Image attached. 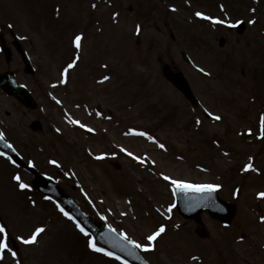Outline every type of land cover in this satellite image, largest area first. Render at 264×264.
Returning a JSON list of instances; mask_svg holds the SVG:
<instances>
[{
	"label": "rangeland",
	"instance_id": "374dc122",
	"mask_svg": "<svg viewBox=\"0 0 264 264\" xmlns=\"http://www.w3.org/2000/svg\"><path fill=\"white\" fill-rule=\"evenodd\" d=\"M259 1L0 0L1 37L10 47L7 28L16 34L34 74H26L12 47L10 63L0 50V73L15 72L37 102L36 110H26L0 91V132L92 221L140 242L164 224L155 250L143 252L151 264H220L221 256L225 264H264V198L257 195L264 191V0ZM198 11L228 23L202 19ZM79 34L83 39L76 49ZM77 55L67 83L61 82L63 69ZM166 66L184 75L199 104L194 107L168 82ZM34 121L41 130H31ZM133 129L148 132L165 148ZM122 149L146 155L148 162L141 164ZM247 163L258 171H243ZM160 173L197 184L232 182L238 198L237 192L220 193L237 202L231 227L205 219L209 239L195 237L194 226L174 208L167 213L173 199L168 200L169 182ZM17 174L28 188L19 189ZM31 180L0 155V225L7 227L16 252L15 257L5 252L0 264H111L88 247L90 238L56 203L30 190ZM38 227L44 231L37 243L16 239Z\"/></svg>",
	"mask_w": 264,
	"mask_h": 264
},
{
	"label": "snow or ice",
	"instance_id": "6c2138e0",
	"mask_svg": "<svg viewBox=\"0 0 264 264\" xmlns=\"http://www.w3.org/2000/svg\"><path fill=\"white\" fill-rule=\"evenodd\" d=\"M93 7H96V5L94 4ZM223 7V6H221ZM173 11H176L175 7L172 8ZM252 11H255V9H253ZM195 15L197 17H200L202 19H206V20H210L213 23H218V24H226L228 22L219 19V18H214L212 16H208L203 12H196ZM237 23H239V21H237ZM248 23L254 24L256 23L255 20H249ZM228 26H235L234 24H229ZM137 33H139L140 31V26L137 25ZM83 39L82 34L76 35L74 37V44L76 49H80L81 48V41ZM79 55H77L75 57V59H73L72 62L68 63L67 67H65L63 69V73H62V81L63 83H67V78H68V73L69 70L74 68L76 66V62L79 60ZM201 72H205V69L200 68L199 69ZM208 74V73H206ZM104 80L109 79V77L105 76L103 77ZM56 85L54 84L53 87H55ZM55 99V97H53ZM57 103H61V101L57 100ZM205 111L207 112L208 110L205 109ZM100 113H98L99 115ZM208 115L211 116L214 120L219 121L221 120V116L220 115H214L211 112H208ZM70 122L73 124L78 125L81 128H84L88 131H94V129H92L91 127H89L87 124L82 123L80 120L78 119H70ZM197 124L200 123V120L197 119L196 121ZM57 131H59V129H57ZM133 133L141 135V136H145L148 140L152 141L153 143H157L158 147L161 149L165 148V145L163 143H159L156 138L152 135H150L148 132H136L135 129L132 130ZM249 132H251V130L249 129ZM260 138H264V116L261 117L260 119ZM4 139V133L0 132V140ZM7 147L11 148L12 145L8 144L6 145ZM14 150V149H13ZM123 151H125L127 153L128 156H132L135 160H137L139 163L141 164H145L148 162V158L147 156H136L134 155V153H132L131 151H128L127 149H122ZM227 154V153H225ZM0 155H6L4 153H0ZM97 159H101L103 158V156H98L96 157ZM9 160H11V157H8ZM251 159V158H250ZM12 163L15 164L16 161L12 160ZM51 163L56 164L57 161L52 160ZM152 164H155V161H151ZM243 171H248V170H255L258 171V169H254V166L252 163H247L244 165ZM160 175L162 176V178L166 181H168L171 185H172V190L173 192H177V191H181V192H199V193H212L214 191H216L217 189L221 188L222 185L220 184H215V183H203V184H197V183H191L182 179H176L173 178L169 175H166L164 173H160ZM13 179H15L18 182V187L23 190L29 187L28 184H26L25 182L22 181L21 177L19 176V174L15 175L13 177ZM239 192V190L237 189V193ZM259 197L264 198V191L259 192L257 194ZM33 203H35L33 201ZM57 207L59 208V211L66 217H68L69 219H73L75 221V218L70 216L68 212H66L64 210V208L59 207V205H57ZM175 207L174 204L169 205L167 211L171 212L172 209ZM261 222H264V216L260 217ZM76 222V226L79 229L80 232H82L85 236H89V233L85 230V228L80 224L79 221H75ZM178 227V226H177ZM110 231L115 232V229L111 228V226H109ZM44 231L43 227H38L36 228L30 235L28 236H17L16 239H18L22 244L25 245H29V244H35L37 243V237ZM166 232V226L164 224H159L158 226H156L153 230H151L148 234H146L145 238H144V242H140L136 239H131L129 238L128 234L126 232L121 233V237L123 238V244L124 247L121 248V250H125V248H127L128 246H130L129 250H134V249H139L142 250L144 252H149V251H154L155 247H156V242L157 239L160 238L164 233ZM88 247L91 248L94 252H98V253H102L108 257L114 258L116 260H120L121 257L117 256L114 252L112 251H108L106 250L104 247H100L97 244V241L94 237H91L88 240ZM5 252H10L11 255L13 257L16 256V252H13L11 247H10V239H9V233L6 231V228L4 225H0V260L4 259V254ZM193 259H197V257H193ZM17 264H19V262H17ZM126 264V262H125Z\"/></svg>",
	"mask_w": 264,
	"mask_h": 264
},
{
	"label": "water",
	"instance_id": "95a60500",
	"mask_svg": "<svg viewBox=\"0 0 264 264\" xmlns=\"http://www.w3.org/2000/svg\"><path fill=\"white\" fill-rule=\"evenodd\" d=\"M10 75H3L0 76V83L5 84L6 87L3 86V89H5L8 93L14 94L17 97H21L22 100L27 101V97L24 96V91L20 87H16L11 78ZM169 79L172 81L180 91H182L187 96H190V91L187 87V84L181 79L179 75H171L169 74ZM0 148L4 150V152H10V149H8L5 144L0 142ZM13 155V154H12ZM15 157V156H14ZM35 188L42 190L46 194L54 197L58 200L62 205H64L67 209H69L74 215H76L80 221L83 224L87 225V222L84 221L82 216L79 214L75 206L69 201V199L62 194L60 189L55 186L51 181H48L47 179H39L38 182L36 181L34 183ZM200 194V193H199ZM178 198V209L179 211L186 217H188V212L190 211L188 207L186 206V200L187 198L192 200V203H195L196 205H199L196 207V210H202L207 209L212 215L214 214V207L212 206L216 205L214 198L212 197V194L206 193L204 200L202 202L196 201L197 198H199L200 195L196 193H188V192H181L179 191L178 195H176ZM207 205H212L207 206ZM197 211V212H198ZM191 215V214H190ZM87 227L92 231L94 236L99 240L103 245L107 246L108 248L114 250L115 252L121 254L124 256L128 261H131L134 264H143L142 260L137 256L136 252L134 250H129V247L125 248V250H121L122 247H124L123 242L119 241V238L114 236L108 231H105V229H102L100 227L95 226H88Z\"/></svg>",
	"mask_w": 264,
	"mask_h": 264
}]
</instances>
